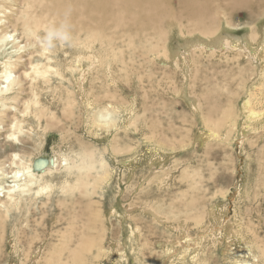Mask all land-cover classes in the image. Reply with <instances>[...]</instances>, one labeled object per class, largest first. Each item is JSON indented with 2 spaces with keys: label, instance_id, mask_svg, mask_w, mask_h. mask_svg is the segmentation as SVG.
Masks as SVG:
<instances>
[{
  "label": "rangeland",
  "instance_id": "374dc122",
  "mask_svg": "<svg viewBox=\"0 0 264 264\" xmlns=\"http://www.w3.org/2000/svg\"><path fill=\"white\" fill-rule=\"evenodd\" d=\"M44 1L48 6L49 0ZM0 7V37L9 27L8 32L19 38L20 47L26 45L21 50L23 53H15L17 45L11 42L0 50V74L4 71L2 62H16L20 55L24 58L13 70L17 77L24 71L29 75L7 95L11 100L4 113L10 116L1 126L5 128L0 133V166H8L15 153L25 161L47 154L66 155L72 161L85 149L94 152L95 157L103 159L114 171L109 184L101 183L96 194L89 198L78 191L62 194L64 169L46 176L45 183L54 187L49 199L43 196L34 202L22 201L6 217L0 216V264H20L24 260L20 254L26 251L38 252L35 260L39 257V264H49L53 259V264H72L66 255L59 261L53 256L56 250H65L71 239L72 257L82 252L85 244L77 245L82 233L93 242L88 264H114L109 257L103 261L96 258V243L102 237V229L107 234L103 245L115 249V244H121L127 264H140L139 256H135L137 252L145 254V259L161 258L163 254L155 248L156 243L180 241L181 235L171 229L167 231L165 224L151 221L155 218L145 213L142 209L145 205L159 211L175 226L185 222L186 237L197 239L204 233L207 236L206 243L199 248L201 252L198 249L199 262L191 260L195 254L190 252L192 255L184 263L170 258L165 264L171 261L172 264H233L234 260L264 264V255L256 249V240L264 247V150L259 149L264 145V121H243L242 110L244 99L249 93L257 92L264 77L258 76L259 68L248 57L236 59L233 52H206L199 46L192 55L190 79L185 81L182 64L163 59L166 54L177 52L178 45L187 38L202 39L200 34L187 36L200 24L180 7L171 6L170 17H161L159 13H148L146 19L139 17L136 27L129 30H115L111 24L107 25L101 30L103 40L90 43L91 46L85 44L84 34L77 36L70 27L62 34L58 31L62 26H55L51 33L40 28L32 36L26 33L23 20L17 21L23 18V5L16 0H0ZM42 12L38 10L35 16L39 18ZM227 20L234 27L230 28ZM204 23L219 35L227 33L243 38L261 33L264 8L230 9L214 22L205 19ZM182 28L186 36L180 34ZM146 48L153 54L148 55ZM79 61L86 73L84 80L75 69ZM35 67L40 71L47 67L53 70L50 68L44 79L41 74L36 75ZM81 84H85V92ZM21 86L23 93L19 91ZM191 96L199 102V106L196 104L199 113L192 107ZM42 108L44 112L40 113ZM107 111L113 114L112 123L107 126L110 128L96 121L100 113ZM228 116H232L233 123L224 124L218 136L205 128L206 119L216 121ZM11 121L18 122L24 131L19 141H11L7 134ZM242 121L247 129L257 130L254 137L248 135L243 139L239 133ZM239 193L245 196L241 199ZM212 205L226 214L227 222L233 221L243 243L251 249L250 254L239 250L237 240L232 243L231 252L225 253L226 239H220L218 231L214 232L216 239L208 238L216 226L206 217L208 209L215 207ZM128 206L137 207L130 214L132 223L142 228L140 243L147 244L145 250L140 247L143 251H133L127 240L128 226L123 227L119 219L118 214L125 213ZM88 207L101 212L97 227L89 231L87 228L93 227V223L88 221ZM198 216H203L199 225L193 220ZM248 227L258 234V239L253 238ZM64 232L68 235L63 236ZM146 238L152 243L148 241V245ZM111 241L113 244H109ZM86 254L80 255L79 263L85 261Z\"/></svg>",
  "mask_w": 264,
  "mask_h": 264
},
{
  "label": "bare ground",
  "instance_id": "6f19581e",
  "mask_svg": "<svg viewBox=\"0 0 264 264\" xmlns=\"http://www.w3.org/2000/svg\"><path fill=\"white\" fill-rule=\"evenodd\" d=\"M16 1H18L24 7L23 18H18L17 21L23 20L26 26L25 27L26 33L34 36L35 32L38 31L40 28H44L51 33L53 29H56L55 26H62V29L58 30L59 34H62L66 28L70 27L73 28L77 36H81L82 34H84L85 36L84 42L85 44H89V45L90 43L95 44V42H98L99 40H103L104 35L102 34L101 30H103L107 25L109 26L111 24L112 29L115 30H119V29L129 30L131 28L136 27V19H138L139 17H143L144 19H146L148 17L147 16L148 13L151 14L159 13L161 17L162 16L170 17L172 13L171 6L180 7L182 10H187L188 12L187 16L191 20L198 22L200 24V27L197 25L196 28L191 31V34L187 36L200 34L202 36V39L203 37L207 39V40L204 39L202 40L199 37H195V40H192V38L190 40L187 38V41L185 40L186 41L185 43H182V45L180 44L181 46L178 45L179 46L178 50H176L177 48L174 49V51L176 50L177 52L172 51L170 52V54L169 53L166 54L165 58H163L165 59V62L176 61L179 64L180 63L182 64L183 70H185L183 71V73L184 75L186 74V76L184 77L185 81L190 79L189 74L191 71L190 68L192 63L191 61L192 55L195 49L199 46L204 47L206 52H209L211 50L221 53L233 52L234 55L236 56L235 57L236 59L248 57V59H250L249 61H252L259 68V70L257 71L258 76L261 78L264 77V28L261 31V33L257 32L256 34L253 33L247 37L238 38L227 33L226 34L223 33L219 35L214 31V29L212 30V28L209 25H206L204 23L205 19L214 22L219 16L224 15L226 10L228 11L231 9L235 11V9L238 8L240 9L241 7H247V6L248 7L252 6L255 9L264 8V0H49L48 6L45 5L44 0H16ZM36 10L43 11L39 18L35 16V13L37 12ZM180 16L181 18L179 20L182 19V12H180ZM43 20L45 21L42 22ZM129 21L133 22L134 24L131 25ZM1 22L2 20H0V23ZM227 24L230 28L234 27L232 26L231 22H228ZM6 28L7 29L5 33L0 37V45H1L0 50L11 42L17 45L15 53H23L21 52V50L23 48H26V45L24 47H20V43H18L19 38L16 37L12 32H8L9 27ZM260 29L258 30L260 31ZM181 30L182 32L180 34L182 36H186L185 32L183 31V28ZM11 39L12 41H10ZM218 46H221V48H218ZM145 52L148 55L153 54L150 48H146ZM28 55H31V53ZM23 58L24 56L19 55L16 62H13L11 60L2 62V64H4V71L2 72V74H0V133H3L2 131L5 128V127L1 128L3 124L2 121L9 119L10 116L8 115V113H4L8 110L7 102L11 100L7 98V95L10 92L14 91L15 87L25 82L26 78L29 77L28 73L25 71L20 76L17 77L16 72H14L13 70L19 66V63L21 60H23ZM76 66L77 67L75 69H78V71H80V74H82L81 76L84 80L86 77V73L84 72V68L82 67L81 62L79 61V64H77ZM50 68L51 67H47L46 70L40 71L38 67H35V69L37 70L36 75L41 74V76L45 79L46 76L49 75L48 70ZM51 70L53 69L51 68ZM262 81L259 84L260 86L257 89V92L249 93L247 98H245L242 103L243 121L246 119L248 121H260V120L261 122L264 121V81L263 82ZM84 85L81 86L83 92H85ZM19 91L23 93V86L20 87ZM209 93L212 92L210 91ZM191 97H192L191 103L193 105L192 107H194V110L198 111L199 113V110L196 105L199 102L195 98V96L194 97L191 96ZM207 98L209 97L207 96ZM224 110L222 112H224ZM43 112L44 111L42 108V110H40V113ZM112 115L113 114L110 111H107L106 113H100L99 118H97L96 121L97 123L101 124L103 127L110 128L107 126L112 123L111 120ZM232 119H233L232 116H228L227 118L216 121H213L211 120V118H208L206 119L207 127L205 126V128L212 135L218 136L220 133V128L222 129L225 125H229V124L231 125V123H233ZM243 121H242V125H243ZM10 124H11L10 134L9 132L7 133L9 138H11V141L13 140L19 141L20 138L19 135L24 133L22 127L18 124V122L15 121L14 123H12L11 121ZM237 126L238 125H236V123L233 126L235 132L237 131ZM242 127L243 128L239 133L242 134L241 136H243L244 140L249 137L248 135L254 137L253 134L257 133V130L247 129L246 127H244V125ZM207 130H204L203 132L205 136H207ZM203 139L204 136L202 135V140ZM259 149L264 150V145ZM59 155H55V154L45 155L48 156V158L54 160V163L53 165H50L41 172H35V170L33 169V164L34 161L36 160L35 158L34 160L32 159L31 161H25L24 157H22L20 154L17 153L11 156L8 166L6 165L0 166L1 167L0 168V216L6 217L9 214L10 210L14 207H17L22 201L34 202L38 200V198H42L43 196L49 199V197H51V195L53 194L54 187L52 184L45 183V178L46 176H52L55 173H59L61 169H64L66 171L64 176L65 181H63V186L61 187L62 194L66 195L78 191L82 196H85L87 198L96 194V190L97 188H100L101 183L109 184L108 181H110L112 174H114L113 173L114 171L112 172V169H110V167L104 162V160L95 157L96 154H94V152L92 151L84 149L80 153H77L78 156L77 159H79L78 161L77 159H73L71 161V159H69L66 155H61V156ZM122 164L129 165V162H124V163L122 162ZM71 179H73V183L71 182ZM245 193H247V191H245ZM242 196L244 197L245 195L240 194L241 199ZM1 199H3L4 201H2ZM88 205H92L91 202H89ZM128 207L129 208H127L125 213L121 214L123 216H121L120 213L117 214L119 216V219L123 221L124 224L123 227L128 226L127 230L129 236L127 235V240L131 243L133 251L136 252L138 249H140V247L143 248L147 244L142 242L140 243V238L142 236L141 234L142 228H139V225L132 223L133 222L132 220L134 219H132L130 212L131 210L134 211V208L137 207L135 206H128ZM142 209L145 211V213L150 214L155 218V220L154 219L151 220L155 224L157 222L165 224L167 231L168 229H171V231L180 234L181 237H180V241H170L168 243L166 242L156 243L157 245L155 248L157 250H160V252H162L163 254L162 257L160 256L161 258L158 257L152 259H145L144 257L145 254H140L139 252H137L135 256L137 257L139 256L138 260H140V264H165L167 260L170 258L171 259L178 258L179 261H182L184 263L185 259L187 257H190L191 253L195 254L194 257H192L191 259L194 261V263L200 261L198 260V257H201L199 256V251L201 249L199 248L202 247L201 245L206 243L204 242L206 241V239L204 238L207 237L205 233L197 239L195 237L194 238L186 237L185 234L186 227H184V224H186L185 222H178L175 226L169 220H167L163 214H161L159 211L155 210L154 208L147 207L145 205V207ZM218 209L219 208H217V206L212 207L208 209V212L206 214V217L209 218V220L212 219V221H214L216 224V226L212 229V231L209 232L210 234L208 238L211 237L213 240V238H215V235H217V233L214 234V232L218 231L219 234L221 235L220 239H226V243L223 242L224 244H226L225 253H228V251L231 252L232 243L233 242L236 243L237 240L240 248L238 249L245 250L246 253L250 254L251 249H249L248 244L246 246L243 243V239L241 235H239V231L236 230L233 221L227 222L226 214L220 213L221 211L219 212ZM136 211L138 210L136 209ZM100 214L101 212L96 213L95 211H92V209L88 207V221H90V223H93L92 224L93 227L89 226L87 228V231L94 229V227H97L96 223L99 220L98 218L100 217ZM138 216L139 215L137 214V217ZM259 217L261 216L259 215ZM193 220H195L197 225H199L203 222L202 221L203 216L195 217ZM258 221L260 222V218ZM135 222L138 223V221ZM243 222L244 220L241 221V223ZM212 226H214V224ZM248 230L250 232L252 231L251 234H253L252 235L253 238L258 239L259 236L254 232L253 229H250V227H248ZM105 232L106 230L102 229V237L100 241L96 243V245L98 246L97 248L98 252L96 258L103 261L104 259L109 257L111 258V262L114 264H122V263L127 264V257L125 254L126 252H124L123 248H120L121 244H119L118 241H117L118 244H115L116 245L115 249L113 248L112 245L108 246L107 248L103 245L104 240L107 237V234ZM67 235L68 232L63 233V236H67ZM85 236L88 235L82 233L80 242L79 243L77 242L78 243L77 245H82V244L85 245H83L82 247V252L74 254L75 259L71 255V253L74 251L73 249H71L72 248L71 242L73 239L67 242V247L65 250L64 249L59 250L60 252L56 250V253L54 254L53 257L57 258L59 261L60 259L62 260V257L66 255L68 261L70 260L72 264L74 263L88 264L89 260H87V258L90 255H93L92 252L93 242H91L90 239H87ZM148 241L151 242V240L147 239V241H145L149 245ZM109 244H113V242L111 241ZM256 244L258 245L257 247L256 245L253 244L252 246H255L256 249L260 251L261 253L260 255H264V247L261 246L257 242V240H256ZM192 245H194L193 249H191ZM184 246H186L187 248H184ZM146 248L148 249V246H146ZM253 248L254 247H252V249ZM13 250H15V253L18 251L17 249H15V245L13 246ZM85 253H87L86 254L87 257H85V261L83 263H79L80 255H84ZM36 254H38V252ZM36 254H33V252L31 251H26L25 253L22 252L20 254V257L24 258L23 262L19 261L18 258L16 259H18L20 264H31V262L33 264H39L41 260L39 259V257L36 258L38 260H35ZM53 263H55V259L50 260L49 262V264H53ZM250 263L251 262H249L248 260L233 261V264H250ZM170 264H172V261Z\"/></svg>",
  "mask_w": 264,
  "mask_h": 264
},
{
  "label": "water",
  "instance_id": "95a60500",
  "mask_svg": "<svg viewBox=\"0 0 264 264\" xmlns=\"http://www.w3.org/2000/svg\"><path fill=\"white\" fill-rule=\"evenodd\" d=\"M53 163H54V160H52L51 158H48V156H43V157L37 158L34 161L33 169L35 170V172H41L45 168L49 167L50 165H53Z\"/></svg>",
  "mask_w": 264,
  "mask_h": 264
}]
</instances>
